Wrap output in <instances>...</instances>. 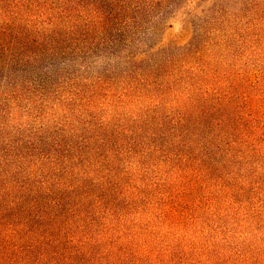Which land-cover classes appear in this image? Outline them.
Here are the masks:
<instances>
[{
    "label": "rangeland",
    "instance_id": "1",
    "mask_svg": "<svg viewBox=\"0 0 264 264\" xmlns=\"http://www.w3.org/2000/svg\"><path fill=\"white\" fill-rule=\"evenodd\" d=\"M3 27L0 264H264V0H6Z\"/></svg>",
    "mask_w": 264,
    "mask_h": 264
},
{
    "label": "trees",
    "instance_id": "2",
    "mask_svg": "<svg viewBox=\"0 0 264 264\" xmlns=\"http://www.w3.org/2000/svg\"><path fill=\"white\" fill-rule=\"evenodd\" d=\"M5 2H6V0H0V15H1V13L3 12V8H4V6H5ZM123 7H126L125 5H124V3H122V8ZM121 8V9H122ZM91 14L89 15L90 16V18H91V20L94 22H96V23H98L101 19H102V17L100 16L99 18L98 17H96V11L95 10H92L91 12H90ZM6 26H7V23H6ZM10 27V26H9ZM9 32H10V29H8V28H6V27H3V29H0V42L3 40L2 38H4V37H8V35H9ZM12 45L11 44H8V45H5L4 46V49H3V53H6L7 52V50H8V48H10ZM53 55H55V53H53ZM52 55V56H53ZM13 63V60H10V61H6V62H4L3 64L5 65L4 67H7V68H10L11 67V64ZM24 158L25 157H23L22 156V159L20 160V161H23L24 160ZM11 229H5V230H3L2 229V226L0 225V241H1V239H3L6 235H5V232H11V234H13V235H15V236H17V234L19 233V232H23V231H19V229H14V231H10ZM3 241V240H2ZM5 253L3 252L2 253V255H0V259H2L3 257V255H4Z\"/></svg>",
    "mask_w": 264,
    "mask_h": 264
}]
</instances>
